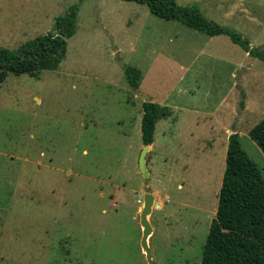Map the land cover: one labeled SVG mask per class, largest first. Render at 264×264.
<instances>
[{
  "label": "rangeland",
  "instance_id": "obj_1",
  "mask_svg": "<svg viewBox=\"0 0 264 264\" xmlns=\"http://www.w3.org/2000/svg\"><path fill=\"white\" fill-rule=\"evenodd\" d=\"M264 47V0H176ZM78 9L65 59L0 84V264H148L140 209L152 193L155 264H199L229 135L264 177L248 131L264 118V61L129 0H0V46L16 49ZM127 66L142 75L130 85ZM169 106L139 167L143 103Z\"/></svg>",
  "mask_w": 264,
  "mask_h": 264
},
{
  "label": "trees",
  "instance_id": "obj_2",
  "mask_svg": "<svg viewBox=\"0 0 264 264\" xmlns=\"http://www.w3.org/2000/svg\"><path fill=\"white\" fill-rule=\"evenodd\" d=\"M149 7L158 17L178 21L210 36L228 35L254 58L264 61V47L252 46L239 31L222 26L204 15L197 5H181L176 0H129ZM78 5L55 18L47 33L26 41L16 49L0 46V84L8 75L38 76L43 70L56 69L65 59L68 38L78 26ZM130 85L139 87L142 72L127 66ZM171 115L169 106L154 101L143 103L142 140L151 145L157 123ZM264 152V118L248 131ZM199 264H264V177L239 137L229 135L226 169L219 193V204L203 246Z\"/></svg>",
  "mask_w": 264,
  "mask_h": 264
},
{
  "label": "water",
  "instance_id": "obj_3",
  "mask_svg": "<svg viewBox=\"0 0 264 264\" xmlns=\"http://www.w3.org/2000/svg\"><path fill=\"white\" fill-rule=\"evenodd\" d=\"M151 145H144L139 157V167L144 176L145 187L149 188L150 172L147 166V153ZM155 205V197L152 193L146 192L144 195V206L140 209V225L142 229L141 246L146 255L148 264H155L152 257V249L150 247L149 239L153 234V226L150 221V215Z\"/></svg>",
  "mask_w": 264,
  "mask_h": 264
}]
</instances>
